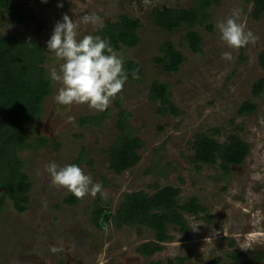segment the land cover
I'll return each mask as SVG.
<instances>
[{
	"label": "rangeland",
	"instance_id": "rangeland-1",
	"mask_svg": "<svg viewBox=\"0 0 264 264\" xmlns=\"http://www.w3.org/2000/svg\"><path fill=\"white\" fill-rule=\"evenodd\" d=\"M11 1L23 10L24 22L11 24L0 10V34L25 32L42 44L48 51L46 71L50 78L53 68L61 74L64 61L47 49L46 42L64 15L73 22L85 15L99 18L95 24H79L78 40L94 35L105 22L118 21L122 15L139 19L140 44L115 52L124 63H140L144 73L139 82L127 81L104 111L86 103L58 104L55 98L62 85L52 80V93L44 103L43 115L22 127L26 144L17 148V154L32 191L24 212L17 211L7 200L6 210L0 213V264H212L215 260H219L218 264H236L231 254L235 249L242 250L246 235L264 231V219L256 225L253 215L257 210L264 215V89L258 97L253 95L254 85L264 79L258 60L264 49V12L259 20L253 19V7L246 8L244 0H223L221 5L212 6L207 23L212 30L206 26L197 28L203 42L202 52L196 54L185 41L184 29L168 33L157 27L152 18L157 8H190L191 0H150L147 5L143 0ZM60 4L62 7H58ZM234 9L240 10V20L258 38L240 49L230 48L217 28V23L230 17ZM166 41L174 42L184 54L185 61L176 74H166L154 63ZM225 52L231 53V61L223 58ZM154 81L170 85L172 100L182 111L181 116L158 115L159 103L148 98ZM245 102H252L257 109L240 116L238 111ZM121 109L132 115L131 123L140 130L147 146L140 152L137 167L118 176L110 170L106 152L118 135L116 123ZM102 114L105 118L99 127L80 124L84 118ZM217 129L221 134L214 138L219 141L237 133L251 147L245 164L232 167L229 176H224L219 166L196 170L189 161L193 137L201 133L211 136ZM43 139L46 141L41 143ZM82 149L86 157L78 166L92 176L94 183L102 184L106 198L112 202L113 214L119 210L125 193H153L150 187L158 184L180 188L182 202L197 197L208 209L209 217H187L190 240L170 226L172 240L163 245L162 252L154 257L138 255L136 249L154 239L151 231L127 226L117 229L106 223L98 229L91 222L97 195H86L79 204L69 206L64 199L72 193L53 185L47 166L52 162L60 167L76 164ZM161 158L165 165L172 164L168 179L147 174ZM51 246L62 251L53 253ZM242 251L247 254L244 262L250 258L254 264H264V239Z\"/></svg>",
	"mask_w": 264,
	"mask_h": 264
},
{
	"label": "trees",
	"instance_id": "trees-1",
	"mask_svg": "<svg viewBox=\"0 0 264 264\" xmlns=\"http://www.w3.org/2000/svg\"><path fill=\"white\" fill-rule=\"evenodd\" d=\"M190 8H157L152 13V18L157 27L173 33L185 30V41L189 49L196 54L202 52V36L197 28L208 26L211 15L208 10L215 5H221L223 0H191ZM247 8L252 5L251 16L259 20L264 12V0H244ZM0 10L7 15L11 24H23V10L11 0H0ZM3 25L0 22V27ZM142 23L137 18L127 15L120 16L118 21H107L98 28L93 36L99 35L110 42L114 51H121L122 47L135 48L140 44L139 30ZM259 65L264 69V49L260 54ZM185 58L181 50L172 41H166L160 46V55L154 63L166 74H176L180 71ZM48 51L38 41L29 37L25 32L16 35L0 34V187L3 195L0 196V213L6 210L7 200H10L17 211L24 212L30 202L32 183L23 171V162L18 157L17 148L26 144L22 127L31 120L43 115L44 103L51 95L53 81L46 71ZM124 69L128 73L127 81L139 82L142 80L144 69L136 61H126ZM138 71L139 79H134L133 71ZM264 89V79L253 87L254 97H258ZM149 100L159 103L158 115L166 117H179L183 113L172 100L170 85L154 81L149 90ZM257 106L252 102H245L239 109L240 116L252 114ZM105 114L96 117L84 118L80 121L82 126L96 124L101 126ZM132 115L121 109L118 113L116 128L118 135L106 152L109 158V168L116 175L134 169L141 162L140 152L147 146L140 136V130L131 123ZM217 129L212 135L205 133L196 134L191 142L193 150L189 158L196 170L203 166H219L224 176H229L232 167H241L245 164L251 153L250 145L242 140L239 134L231 133L226 141L221 142L214 136L220 135ZM46 140H41L44 143ZM86 151L82 149L76 164L82 163ZM163 158L153 163L147 174H157L168 179V169L172 164L165 165ZM92 166L93 163L89 162ZM108 183H106L107 185ZM153 193L139 191L125 193L119 210L113 214L110 210L111 201L101 194L93 204L91 222L98 229L102 228L101 222L105 217L106 224H113L117 229L124 226L145 228L154 234L152 241L141 244L136 252L142 257H154L164 250V244L172 240L169 227L173 226L186 240L191 239V227L187 217L198 218L202 214L208 215V209L203 206L197 197L181 201V189L172 186L154 184L150 187ZM81 202L73 194L64 199L69 206ZM208 222V220H207ZM246 253L235 249L231 258L236 264H252L244 262ZM183 263L184 260H181ZM215 260L212 264H218Z\"/></svg>",
	"mask_w": 264,
	"mask_h": 264
},
{
	"label": "clouds",
	"instance_id": "clouds-1",
	"mask_svg": "<svg viewBox=\"0 0 264 264\" xmlns=\"http://www.w3.org/2000/svg\"><path fill=\"white\" fill-rule=\"evenodd\" d=\"M149 2L150 0H143L145 5ZM58 7H62V4ZM62 19L63 22L56 23L51 38L46 42L47 49L64 61L60 68L61 74L55 68L51 71L52 80L62 85L55 99L63 106L86 103L95 110L104 111L117 94L123 91L128 80L123 58L113 50L108 40L99 35H85L82 39H77L79 24H95L99 19L96 15H85L79 22H73L68 15H64ZM217 28L222 40L232 49L254 44L258 39L251 30H247L246 23L240 20L239 9H234L225 21L218 22ZM223 58L228 61L233 59L230 52H225ZM132 76L139 79L138 71L134 70ZM47 171L54 186L66 188L78 199H83L86 195L95 197L98 193L106 198L102 184L94 183L92 176L85 174L84 169L76 164L60 167L52 162L47 166ZM253 215L256 217V225L264 219L259 210ZM262 239L264 231L249 232L240 248L250 249L253 243ZM50 250L53 253L62 251L56 246H51Z\"/></svg>",
	"mask_w": 264,
	"mask_h": 264
},
{
	"label": "water",
	"instance_id": "water-1",
	"mask_svg": "<svg viewBox=\"0 0 264 264\" xmlns=\"http://www.w3.org/2000/svg\"><path fill=\"white\" fill-rule=\"evenodd\" d=\"M109 213H106L102 219V222H101V226L103 227V225L105 224V217L108 216Z\"/></svg>",
	"mask_w": 264,
	"mask_h": 264
},
{
	"label": "flooded vegetation",
	"instance_id": "flooded-vegetation-1",
	"mask_svg": "<svg viewBox=\"0 0 264 264\" xmlns=\"http://www.w3.org/2000/svg\"><path fill=\"white\" fill-rule=\"evenodd\" d=\"M246 256H247V254H246ZM249 261H251V262H252V264H254L252 259H250V258H249V260H248L247 262H249Z\"/></svg>",
	"mask_w": 264,
	"mask_h": 264
}]
</instances>
